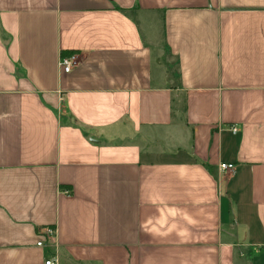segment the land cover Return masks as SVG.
<instances>
[{
  "label": "crops",
  "instance_id": "crops-1",
  "mask_svg": "<svg viewBox=\"0 0 264 264\" xmlns=\"http://www.w3.org/2000/svg\"><path fill=\"white\" fill-rule=\"evenodd\" d=\"M52 258L264 264V0H0V264Z\"/></svg>",
  "mask_w": 264,
  "mask_h": 264
},
{
  "label": "built area",
  "instance_id": "built-area-1",
  "mask_svg": "<svg viewBox=\"0 0 264 264\" xmlns=\"http://www.w3.org/2000/svg\"><path fill=\"white\" fill-rule=\"evenodd\" d=\"M79 64V59L77 54L63 55L61 57V66L65 72L71 71L75 66ZM234 132H237L236 126H233L232 129ZM221 169L224 171H232L235 168V164L231 162H224L220 165ZM56 227L52 225H48L44 227L43 234L47 238H52L56 235ZM47 242L45 240L38 241L39 245H45ZM56 260L49 259L46 261L47 264H54Z\"/></svg>",
  "mask_w": 264,
  "mask_h": 264
}]
</instances>
